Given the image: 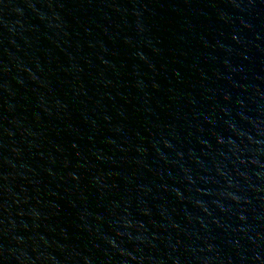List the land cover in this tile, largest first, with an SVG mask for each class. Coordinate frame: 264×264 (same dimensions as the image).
I'll return each instance as SVG.
<instances>
[{"label": "water", "instance_id": "1", "mask_svg": "<svg viewBox=\"0 0 264 264\" xmlns=\"http://www.w3.org/2000/svg\"><path fill=\"white\" fill-rule=\"evenodd\" d=\"M0 264H264V0H0Z\"/></svg>", "mask_w": 264, "mask_h": 264}]
</instances>
